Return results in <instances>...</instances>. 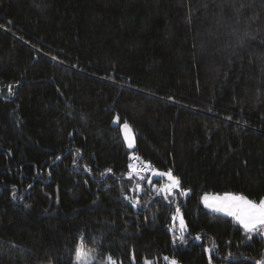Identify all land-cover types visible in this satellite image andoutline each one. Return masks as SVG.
<instances>
[{"label":"trees","instance_id":"16d2710c","mask_svg":"<svg viewBox=\"0 0 264 264\" xmlns=\"http://www.w3.org/2000/svg\"><path fill=\"white\" fill-rule=\"evenodd\" d=\"M204 193L264 199V0H0V264L264 260Z\"/></svg>","mask_w":264,"mask_h":264},{"label":"snow or ice","instance_id":"6c2138e0","mask_svg":"<svg viewBox=\"0 0 264 264\" xmlns=\"http://www.w3.org/2000/svg\"><path fill=\"white\" fill-rule=\"evenodd\" d=\"M9 95L12 94V85H8L7 88ZM117 122L119 121V117L116 118ZM124 136L128 142V146L133 147L134 134L131 133L130 125L127 123L123 124ZM136 159V157H133ZM130 171L128 176L131 177L133 172H136L137 175H140V171H137V166L134 164L128 165ZM146 168H151L150 164L145 165ZM106 172H111V169H107ZM102 175H104L102 173ZM156 175L166 177L168 180V184L165 186L163 191H171L173 189H180L181 181L178 177L174 176L171 170L166 172H156ZM143 179V176L140 177ZM139 187V185L137 186ZM190 190H182V195H187ZM13 198H16L15 190L12 193ZM125 199H132L131 197L125 196ZM204 203L211 208L213 211L222 212L228 216L233 217L244 229L246 233L249 235L252 233H262L264 234V199H261L259 202L248 199L244 195H237L233 193H225L223 196H215L210 198L205 195L203 197ZM132 203L138 204V199H132ZM178 211V209H177ZM185 225L183 220L180 222V241H184V232ZM199 239V236L196 237ZM176 237H173V242H175ZM210 251V250H209ZM76 258L77 264H96L95 258L91 250H87L84 248L83 243L77 246L76 248ZM165 260L169 261V264H177V261L172 258L164 257ZM100 264H118L116 260L113 259L111 254H106L103 258V261ZM144 264H154V261L148 260L147 257L144 258ZM256 264H264V260L257 261Z\"/></svg>","mask_w":264,"mask_h":264},{"label":"rangeland","instance_id":"374dc122","mask_svg":"<svg viewBox=\"0 0 264 264\" xmlns=\"http://www.w3.org/2000/svg\"><path fill=\"white\" fill-rule=\"evenodd\" d=\"M117 118V117H116ZM116 118H115V120H114V122L116 123V124H118L119 123V121L117 122V120H116ZM124 123H126V122H123V123H121V130H122V135H123V139H124V141L126 142V145H127V147L129 148V149H133L134 148V146H135V136H134V140H133V147H129L128 146V142H127V140L125 139V136H124V129H123V124ZM128 124V123H127ZM129 125V124H128ZM130 130H131V133L132 134H134V131H133V129H132V127L130 126ZM158 177H160L159 175H156V172L154 173V175L153 176H151L150 177V179H149V181L151 182L153 179H155V178H158ZM168 184V180H167V178L166 177H164V180L161 182V183H158V182H154L153 183V187H154V189H157L159 192H161V193H164V194H170V193H172L175 189H173V190H171V191H163V189L165 188V186ZM225 193H222V194H218V193H204L203 194V196H202V203H203V205L205 206V207H207L208 209H211V208H209L205 203H204V200H203V197L205 196V195H207V196H209L210 198H213V197H215V196H217V195H219V196H223ZM233 194H237V193H233ZM237 195H240V194H237ZM249 199V198H248ZM251 200V199H250ZM253 201H255V200H253ZM256 202H259V201H256ZM212 210V209H211ZM217 212V211H216ZM219 213H222V212H219ZM222 214H224V213H222ZM226 215V214H225ZM181 219L183 220V218H182V216L179 214V216L177 217V220H178V229L180 230V222H181ZM183 222H184V220H183ZM184 225H185V223H184ZM93 254V257L95 258V261H96V259H97V255L96 254H94V253H92ZM164 257H168V256H164ZM168 258H170V257H168ZM114 259V258H113ZM173 259V258H172ZM115 260V259H114ZM166 262H167V264H169V261L168 260H165ZM177 261V260H176ZM75 262L77 263V258L75 259ZM177 264H181V263H179L178 261H177ZM222 264H225V263H222Z\"/></svg>","mask_w":264,"mask_h":264},{"label":"built area","instance_id":"2783aa9c","mask_svg":"<svg viewBox=\"0 0 264 264\" xmlns=\"http://www.w3.org/2000/svg\"><path fill=\"white\" fill-rule=\"evenodd\" d=\"M133 157H136V155L133 156ZM133 162L135 163L136 166L139 167V170L143 169L142 172H145V173H148V174L153 172V166L150 163L143 162L141 159H139L137 157H136V159H133ZM146 164H150L151 168H146L145 167Z\"/></svg>","mask_w":264,"mask_h":264}]
</instances>
